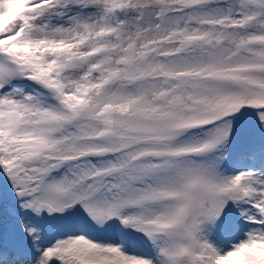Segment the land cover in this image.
<instances>
[{"label": "snow or ice", "instance_id": "6c2138e0", "mask_svg": "<svg viewBox=\"0 0 264 264\" xmlns=\"http://www.w3.org/2000/svg\"><path fill=\"white\" fill-rule=\"evenodd\" d=\"M0 264H264V0H0Z\"/></svg>", "mask_w": 264, "mask_h": 264}]
</instances>
